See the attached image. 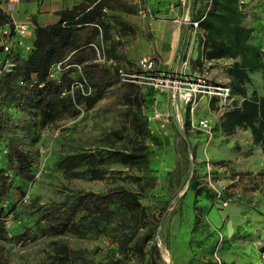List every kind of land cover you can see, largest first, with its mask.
Returning a JSON list of instances; mask_svg holds the SVG:
<instances>
[{"label": "rangeland", "instance_id": "374dc122", "mask_svg": "<svg viewBox=\"0 0 264 264\" xmlns=\"http://www.w3.org/2000/svg\"><path fill=\"white\" fill-rule=\"evenodd\" d=\"M87 2L21 0L11 15L22 21L33 14L32 24L40 20L48 25L58 21L62 10ZM107 2L110 6L100 9L103 23L78 27L81 46L51 69V79L70 80V90L62 95L71 94L77 114L62 111L43 126L9 95L0 103V115L9 127L6 134L34 156V177L24 184V194L14 190L1 204L0 264H153L152 242L160 252L157 264L264 262V152L252 143L248 128L225 134L220 127L222 113L243 100L241 91L248 97L264 93L263 70L254 67L264 65V0L245 6L236 0H213L209 7L206 0H194L193 13L207 11L210 25L196 33L147 30L134 21L138 15L131 0H122L121 7ZM99 3L94 0L89 8ZM148 3L157 11L148 22L171 25L173 16L163 9L167 1ZM0 7L7 12L5 5ZM212 44L223 56L207 58ZM143 58L153 61L150 68L141 64ZM236 65L244 66L247 79L242 82ZM189 83L198 90L200 84L227 85L231 96L223 105L209 92L199 91L189 102ZM75 89L86 103H75ZM132 113L146 118L149 133L158 136L161 145L134 130ZM201 119L207 120L208 131L198 125ZM133 147H141L146 156L101 165L94 176L86 166L71 171L58 166L71 152ZM194 180L204 189L198 194L189 187ZM119 185L138 192L147 213L159 219L143 252L132 242L122 249L120 237L128 226L121 217L103 229L80 234H52L44 223L33 225L42 206L68 193L103 192ZM228 221L233 227L230 236ZM23 223L32 226L25 239L18 237Z\"/></svg>", "mask_w": 264, "mask_h": 264}, {"label": "trees", "instance_id": "16d2710c", "mask_svg": "<svg viewBox=\"0 0 264 264\" xmlns=\"http://www.w3.org/2000/svg\"><path fill=\"white\" fill-rule=\"evenodd\" d=\"M93 1L88 0L87 4H78L72 9L62 10L58 21L52 24L41 25L33 20L32 37L29 42L26 41L28 48L16 43L9 54L16 62L15 67L11 72L0 73V103L9 95L16 105L22 104L32 114L38 116L43 126L52 123L62 111H70V115L77 114L71 94L62 95L65 90H70V80L66 78V80L62 79V82H58L51 79V69L56 64L62 63L71 52L75 53V50L81 46L77 34L78 27L88 23H103L100 19V9L110 5L107 0H100L99 4L89 8ZM250 1L246 5H249ZM117 3V6H120L124 2L113 0V4ZM203 15L205 16L200 21V27L208 28L210 25L207 11L196 19L202 18ZM5 26L12 27V18L0 7V27ZM89 42L85 43L89 44ZM1 49L0 47V52ZM221 56H223V52L212 44L207 52V58ZM254 67H261L263 70L264 91V65ZM235 68L241 82L247 79L244 66L236 65ZM80 93L79 89H75V97H73L76 104L86 103L87 98L82 97ZM241 95H243V100L239 105L222 113L220 127L225 134H232L237 129L248 128L252 136V143L259 146L264 152V93L262 95L252 93L248 97L244 91H241ZM131 121L132 127L138 134L143 137L147 136L157 146L161 145L160 138L149 133L146 118L132 113ZM188 123L186 121L184 124L185 133H187ZM8 128L7 119L0 115V213L3 209L1 204L12 195L14 190L24 194V184L34 177V156L16 142L12 138L13 136L6 134ZM111 133L121 137L117 131ZM144 156L146 154L141 147H133L130 150L99 149L95 152H71L61 157L58 166L63 171L86 166L94 176V172L96 175L101 165L114 161L134 162ZM189 187L196 194L204 190L197 187L195 180L190 183ZM115 217H121L128 226V230L123 231L120 237L122 249L132 242V247L137 252H143L144 245L153 240L159 219L147 213L138 192L121 185L103 192L77 191L68 193L62 200L42 206L34 216L33 225L41 226V223H44L52 234L65 232L80 234L93 229H103ZM1 223L0 218V225ZM31 228L32 226L29 227L23 223V229L18 237L27 238L29 234L31 235ZM141 229H143L142 233L139 232ZM2 237L0 230V238ZM60 247L67 248L65 244ZM150 250L152 262L157 264L160 252L156 242H152ZM219 264L234 263L220 262ZM257 264H264V262Z\"/></svg>", "mask_w": 264, "mask_h": 264}, {"label": "built area", "instance_id": "2783aa9c", "mask_svg": "<svg viewBox=\"0 0 264 264\" xmlns=\"http://www.w3.org/2000/svg\"><path fill=\"white\" fill-rule=\"evenodd\" d=\"M46 1V0H41ZM240 6H245L250 0H237ZM20 2V0H0V4L6 6L7 13L12 18V27L5 26L0 27V73L3 72H11L16 65V62L12 59L9 54L11 53V49L15 46V44L23 45L25 48H28L27 43L23 40L25 35L28 33L29 21L22 20L18 21L12 17V12L15 10L16 5ZM208 7L212 5V0H206ZM190 0H178V4L182 7L189 6ZM138 14L142 17H148L150 19L155 18V13L152 11L151 7L147 4L140 3L138 6ZM203 15L200 19H192L189 15L179 16L173 19V21L178 25H188L190 30H193L196 33L200 28V21L204 18ZM203 38V36H202ZM141 64L150 68L153 64V61L149 58H143L141 60ZM122 75H126L122 70H119ZM194 83H189V90L187 95V101H195L196 93L199 91H207L210 94L214 95L218 98L223 105H226L230 96L231 89L227 85H215V84H200L199 88L202 90H198ZM153 116H158L156 110L153 112ZM198 125L201 129L208 131L210 126L206 119H201L198 121Z\"/></svg>", "mask_w": 264, "mask_h": 264}, {"label": "crops", "instance_id": "0c3cea01", "mask_svg": "<svg viewBox=\"0 0 264 264\" xmlns=\"http://www.w3.org/2000/svg\"><path fill=\"white\" fill-rule=\"evenodd\" d=\"M33 1H35V0H33ZM164 1H167V3L164 5L165 7L163 8L164 9V13L167 12L168 14L172 15L173 16L172 19H174L176 17H179V16H185L187 14L192 19H196L198 16H200V15H197V14L193 13V11H194V8H193L194 0H190L189 6H185V7L180 6L178 4V0H164ZM20 2H21V0H20ZM40 2L43 3V1H41V0H40ZM131 2L133 4V6L136 8V13L138 15V17L137 16L133 17L134 21H136V22H138L140 24L142 23L143 26L147 27L146 28L147 30H183V33L186 30H190V27L188 25L178 26L174 21H172L171 25H167V26L162 24V23L156 22L155 20H153L154 22H151V21L148 22V20H149L148 17H142L141 15L138 14V6H139L140 3H142V4H147L149 7H151L152 11L157 15V11L153 10L152 6H150V4L148 3V0H131ZM252 2H253V0L250 1L249 5ZM123 5H124V3L121 4L118 7H121ZM157 10H159V9H157ZM160 11H161V8H160ZM160 11H158V12H160ZM45 12L51 13L52 11H45ZM32 15L33 14H29L27 17H25L23 19V20L29 21L28 33L23 38V40L25 42L29 41L31 39V37H32V30H33V24H32V20H31L32 19V17H31ZM36 21L39 22L40 20L39 21L36 20ZM44 25H46V24H44ZM164 26H166V27H164ZM201 30H202V28H201ZM170 57L171 56H169L168 60L171 59Z\"/></svg>", "mask_w": 264, "mask_h": 264}, {"label": "water", "instance_id": "95a60500", "mask_svg": "<svg viewBox=\"0 0 264 264\" xmlns=\"http://www.w3.org/2000/svg\"><path fill=\"white\" fill-rule=\"evenodd\" d=\"M233 231V227H232V224H231V221H228L227 222V225H226V232H227V235L230 236L231 233Z\"/></svg>", "mask_w": 264, "mask_h": 264}, {"label": "bare ground", "instance_id": "6f19581e", "mask_svg": "<svg viewBox=\"0 0 264 264\" xmlns=\"http://www.w3.org/2000/svg\"><path fill=\"white\" fill-rule=\"evenodd\" d=\"M167 257V256H166Z\"/></svg>", "mask_w": 264, "mask_h": 264}]
</instances>
